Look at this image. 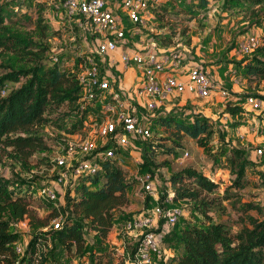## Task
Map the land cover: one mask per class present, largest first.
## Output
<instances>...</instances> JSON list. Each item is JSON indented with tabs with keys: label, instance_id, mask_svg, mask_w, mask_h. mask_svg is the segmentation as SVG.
<instances>
[{
	"label": "trees",
	"instance_id": "1",
	"mask_svg": "<svg viewBox=\"0 0 264 264\" xmlns=\"http://www.w3.org/2000/svg\"><path fill=\"white\" fill-rule=\"evenodd\" d=\"M200 1L201 6L209 5L210 2ZM241 1L248 5V8L264 3V0H225L224 7L229 3L231 9ZM38 5L39 15L33 30L5 24L0 6V55L6 56L4 62L10 70L0 76V152H5L15 166L27 170L33 166L30 159L36 153L51 151L66 134L85 133L87 129L86 115L83 114L80 104L82 87L76 71L71 72L61 69L58 64L48 63L49 47L43 41L49 33L50 23L43 15L45 5ZM158 6L152 8V11L164 29V33L158 37L161 46L155 40L149 42L156 43L159 49L172 47L176 45L174 38L181 33L185 37L187 30L179 29L178 22L170 23L171 19L167 18L168 11L161 12ZM253 8L249 21L255 25L261 22V12ZM253 33L259 34L263 43L250 55L240 59L238 66L241 69L235 70L240 75L241 83L246 81L251 87L250 83H256L257 90H264V32ZM189 53L191 56L192 53ZM82 57L80 55L79 59ZM205 67L216 79L211 69ZM22 77L25 80L20 86L6 87L8 81L19 82ZM248 95L264 96L246 90L240 93L242 98L232 96L227 100V111L234 113L238 109L236 106H242L237 102L243 103ZM241 108L245 109L244 106ZM149 118L158 121L166 133H170L169 139L165 136H152L149 140H142L146 150L145 158L151 166L154 165L159 152L170 151L178 154L177 148L182 146L181 141L186 136L197 140L201 146H213L217 123L208 116L191 113V116L185 117L168 113ZM60 121L64 123L61 127L64 135H57L56 140L54 137H47L43 127ZM51 140H55V143ZM169 142L171 146L168 145ZM181 156L182 154L177 159ZM213 157L214 161L234 169L238 174L237 180L232 187L225 189L223 196L216 195L220 184L211 179L198 165L184 164L187 159L181 162L183 165H178L169 177L168 187L174 194L172 204L189 201L192 216H197L196 223L185 224L184 212V216L174 224L181 222L180 233L178 234V230L177 233L171 230L164 237L163 244L174 250L169 264H264L263 219H254L247 223L242 214L239 217L241 227L234 230L226 222L215 221L211 216L215 211L225 212L223 200L238 197V190L246 186L243 156L237 153L225 157L224 153H219ZM148 173L153 176L152 172ZM89 180L90 185L84 183L76 188V196L72 199L69 217L63 228L44 232L42 228L47 227L50 221L58 216L59 210L52 208L47 216L48 221L35 219L31 207L38 199V193L34 190L31 180H10L0 175V264H46L51 241L53 249L50 252L54 253L59 249L69 257L81 258L88 253L90 233L102 240L108 239L116 224V211L130 206L129 189L132 184L128 180L127 171L118 160L106 162L103 176L90 177ZM158 202L157 200L156 204ZM232 206L240 209L235 202ZM182 208L184 210V207ZM256 208L258 206L253 202L245 203L241 211L245 213ZM148 209L151 208L147 207ZM29 216L32 218L30 225L39 227V230L35 231L25 252L20 254L17 247L21 235L11 231V227L15 220H23ZM131 219L133 217L128 221ZM163 223L164 220L161 226ZM130 250L133 254L135 246L130 245ZM117 260H121L123 264L125 258L113 247L89 254L87 264H117Z\"/></svg>",
	"mask_w": 264,
	"mask_h": 264
},
{
	"label": "rangeland",
	"instance_id": "2",
	"mask_svg": "<svg viewBox=\"0 0 264 264\" xmlns=\"http://www.w3.org/2000/svg\"><path fill=\"white\" fill-rule=\"evenodd\" d=\"M109 1L116 4V13L123 17L121 0ZM209 1V5L201 6L200 0H163L158 6L161 12L168 11L167 18L171 19L170 23L178 22L179 29L185 28L187 30L185 37L181 33L174 38L175 46L185 47L192 53L193 59L201 61L205 66L211 68L212 73H214L213 70L215 69L216 81L223 84V87H226L236 98H242L240 93L235 92L236 89L242 92L247 90L249 93L257 92L260 95H264V90L255 88L256 83L249 82L252 85L251 87L246 81H242L239 87H234L231 81L235 69H241L238 66L240 58L234 54L239 39L248 32H264V3L253 6L261 12V22L254 25L252 21H249L251 19V11L254 8H248V5L243 1L237 5L233 4L234 6L231 9L229 8V3L224 7L225 0ZM41 3L45 5L43 15L46 21L50 23L49 33L43 41L49 47L48 63L52 65L58 64L61 69L71 72L77 71L80 65L79 61L82 59H79L80 55L93 48L95 31L82 33L75 28L74 20L61 13V0H0L5 24L19 29H35V21L39 15L38 4ZM146 16V25L144 27L129 23L126 25L131 48H136L138 45L140 46V44L152 40L157 41L158 45L161 46L158 37L161 33H164V29L161 28L162 24H159L158 20L155 19L152 10ZM55 56L59 58L58 62L53 61ZM5 57V55H0V76L10 71L4 62ZM24 80L25 78L22 77L19 82L8 81L6 87H18ZM246 86L248 87L246 88ZM193 96L183 103H181L182 98L180 96L175 97L165 102L164 105L155 111L146 112L142 110V115L157 117L168 113H177L178 116L189 117L191 113H201L204 116H208L217 123L213 146H201L197 140L186 136L181 141L182 146L177 148L178 154L170 151L159 152L155 157L154 165L151 166L150 162L145 158L144 141L142 139H132L131 145L119 158L121 165L127 171L128 180L132 184L129 189L131 203L129 207L116 211V224L110 232L109 238L102 240L96 237L94 233H90L88 253L81 258L69 257L59 249L55 250L54 253L50 252L53 249L51 241L48 248L49 258L47 264H87L88 256L91 253L109 250L113 247L122 253L125 251L124 248L126 246L135 245L137 242L135 236H129L130 234L124 232L126 222L130 217L146 213L147 207L152 208L156 205L157 200L162 203L165 202L169 192H171L168 187L169 177L178 165H183L177 161V157L186 151H189L191 156L184 164L194 163L198 165L205 170L211 179L220 184L216 192L217 196H223L225 189L232 187V184L237 180L238 174L234 169L214 161L213 155H219V153H224L225 157L237 153L242 155L244 160L243 169L245 170V179L247 181L246 186L238 190V197L224 198L225 212L215 211L211 213V216L215 221L226 222L234 230L241 227L239 217L242 214L247 223H251L254 219L264 220V155H257V149L264 147V136L261 133L253 134L249 131V127L254 124V119L258 117V113L250 109V107L243 109L241 108L242 106H236L238 109L232 113L227 111V101L218 96L208 99H202L196 94ZM261 97L264 98V96ZM258 123L264 124L260 121ZM63 124L60 121L56 124L46 125L43 127V132L47 137H54L56 140L58 138L57 135H64L61 128ZM150 124L152 136L156 138L165 136L169 139L170 133L167 134L158 121L152 119ZM238 129H240L242 134H245L244 137H241L237 132ZM55 140H51L53 144ZM170 142L168 145L171 146ZM54 150H56V147H54ZM52 151L36 153L30 159L33 166L29 170L21 166H15L13 160L5 152L1 151L0 175L10 180H31L34 190L38 193L47 184V177L51 175L48 165L52 158ZM148 172H152L155 178L157 198L154 195L144 193L142 178ZM72 197L70 193H61L59 200L55 202L64 215L70 212ZM233 202L240 208L239 210L232 206ZM251 202L255 203L258 208L243 213L241 211L242 206ZM177 204L184 207L185 224L196 223L197 216H192L190 202L179 201ZM52 208H54L52 203L44 204L38 199L31 207L35 219L45 221L49 220L47 216L51 213ZM31 221L32 218L30 216L23 220H15L11 227V231L21 235V240L18 244L21 247V252H25L34 237L35 231L39 230V227L30 225ZM50 226L51 221L47 227ZM180 227L181 222L179 221L178 224L172 226L165 224L162 229H159L160 231H157V242L162 254L156 257L154 264H169V258L174 253V250L163 244V239L171 230L177 233ZM117 262V264H122L121 260H117Z\"/></svg>",
	"mask_w": 264,
	"mask_h": 264
},
{
	"label": "built area",
	"instance_id": "3",
	"mask_svg": "<svg viewBox=\"0 0 264 264\" xmlns=\"http://www.w3.org/2000/svg\"><path fill=\"white\" fill-rule=\"evenodd\" d=\"M163 0H121L123 17L116 13V4L109 0H61V13L74 20L75 28L82 33L94 30L93 48L83 52L76 76L81 84V109L86 115L85 133L68 134L53 146L48 170L47 184L37 194L40 202L52 203L59 210L50 227L42 231H56L65 225L69 214L64 215L55 203L61 193L76 196V188L90 177H102L106 162L118 160L132 143V139L149 140L150 118L142 110L152 112L165 102L185 93L202 99L220 97L230 100L232 93L214 79L208 69L194 60L185 47L172 46L159 49L149 42L141 48L131 49L126 25H146V14ZM263 43L259 34L250 32L241 37L234 54L242 59L250 55ZM58 62L57 56L53 57ZM134 69V89L128 91L123 85L127 69ZM233 85L240 86L241 78L235 70ZM258 113L249 127L253 134L264 136V98L248 95L245 101L237 102ZM242 128V127H241ZM237 132L244 137L240 129ZM264 154V147L257 155ZM186 151L177 159L180 163L190 157ZM144 193L156 195L155 180L151 173L142 178ZM157 198V197H155ZM174 194L169 192L165 204L157 203L146 213L134 216L126 222L124 232L135 236V251L125 247L121 255L123 264H154L162 254L157 242V231L163 225H174L184 210L173 203ZM71 199V203H72ZM164 223L161 226V222ZM20 254L21 247H17ZM47 264V263H46Z\"/></svg>",
	"mask_w": 264,
	"mask_h": 264
},
{
	"label": "crops",
	"instance_id": "4",
	"mask_svg": "<svg viewBox=\"0 0 264 264\" xmlns=\"http://www.w3.org/2000/svg\"><path fill=\"white\" fill-rule=\"evenodd\" d=\"M146 43H149V41L140 44V46L138 45L137 48H141ZM131 49H135V48H131ZM160 49H164V48H160ZM209 69H211V68H209ZM211 71H212V69H211ZM213 71H214V76H216L215 69ZM134 74H135V70L134 69H132V68L131 69H127L126 72H125V74H124V76H123V78H122L123 79V85H124L125 89H127L128 91H132L134 89V83H133V80H134L133 76H134ZM234 87H236V86H234ZM235 92L236 93H241L242 91L236 89ZM180 98H182L181 103H183V102H185V100H187L189 98H192V97H190V94L185 93L183 95H180ZM155 197H157V193H156ZM179 233H180V229H178V234ZM131 235H133V234H131Z\"/></svg>",
	"mask_w": 264,
	"mask_h": 264
}]
</instances>
